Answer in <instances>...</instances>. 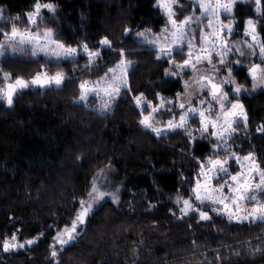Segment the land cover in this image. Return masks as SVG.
Listing matches in <instances>:
<instances>
[{
	"label": "trees",
	"instance_id": "1",
	"mask_svg": "<svg viewBox=\"0 0 264 264\" xmlns=\"http://www.w3.org/2000/svg\"><path fill=\"white\" fill-rule=\"evenodd\" d=\"M155 1L52 0L56 11L44 10L37 25L52 28L55 39L72 46L87 43L101 53L91 66L83 56L50 64L66 73L60 86L23 90L11 106L0 100V238L17 230L20 242L40 236L31 248L5 252L0 246V264H264V223L181 215L173 200L178 192L188 193L211 144L192 141L185 131L155 136L139 122L141 111L132 97L143 93L156 103L157 94L172 98L182 88L179 76L165 75L168 58L158 60L156 50L134 37L164 24ZM34 3L0 0V29L10 30L16 17L17 26L26 24ZM251 4L234 6V29L241 34L245 20L256 19L264 40V14ZM105 36L111 48L100 47ZM120 48L133 63L130 95L122 92L109 114H98L77 102L79 84L116 63ZM43 63L6 56L0 69L28 79ZM236 76L249 85L243 69ZM3 83L0 76V87ZM241 100L247 126L245 121L235 125L231 147L241 155L253 152L264 167V132L257 131L264 125V91ZM107 165L122 185L119 203L102 204L80 226L74 243L64 249L57 244L53 258L57 227L71 223L94 175Z\"/></svg>",
	"mask_w": 264,
	"mask_h": 264
},
{
	"label": "snow or ice",
	"instance_id": "2",
	"mask_svg": "<svg viewBox=\"0 0 264 264\" xmlns=\"http://www.w3.org/2000/svg\"><path fill=\"white\" fill-rule=\"evenodd\" d=\"M193 2L198 4L199 11L202 14L201 19L204 15L210 17L206 28L211 29V31H206L205 26L201 25L199 44L196 43L197 37L195 35L186 40L188 26L192 23V16L186 15L182 20L177 18L174 5L179 3V0H156V6L167 16L168 23L161 29V33L155 34L152 39H148L146 35L147 32H151V29L146 30V32H139L137 36L145 38L144 42L156 50V58L158 60L164 57L168 58L169 67L164 69L165 75L179 76L185 69H191L194 73L191 83L189 80L183 81L187 96L189 98L192 96V92L188 90L193 85L196 86L197 90L207 88L209 90L208 95L211 96L212 101L219 104V110H215L211 101L207 102L208 106L205 108L202 107L206 103L205 100H200L199 104L201 106L198 107L193 105L191 100L188 99L177 104V107L181 109L179 119L174 114L163 127H157L153 123V117L160 108L165 106L164 99L161 97V103L158 105H153L151 100H147V106L151 108V111L147 112L146 115L143 111L146 100L144 94L140 93L134 96L133 100L137 108L141 109L140 124L157 135H160L164 130L183 129L186 134H189L190 139H195L191 133L199 131L201 135L210 134L216 138L218 143L211 145L213 150L222 148L227 151L231 147L227 143V138L237 131L234 125L238 124L240 117L244 118L245 126H247V113L243 103L239 99L230 100V93L224 90V85L226 84L234 85L231 91L236 94L246 90L245 86L240 84L234 75L236 69L226 63L233 49L224 32L226 29L231 34L233 25L231 22L225 24L220 20L221 11L231 13L236 0H193ZM56 8L57 5L52 0H47V2L35 0L33 10L26 13L28 24L37 25L41 23L44 19V10L54 13ZM255 11L258 14H264V0H255ZM0 19H2V16H0ZM16 19H19V17L13 18L14 22L11 24L10 30L0 29V35L3 36V39H0V56L5 55L9 50L13 54H23L30 48L32 57H38L43 54L47 63H59L61 60L74 59L80 52H83L88 58L87 66H91L100 56L101 49L90 48L87 43L74 47L55 39L56 33L52 28H45L43 32L39 29L32 31L31 27L21 30L15 23ZM168 24L172 28L170 36L163 35L168 32ZM217 24L219 25L218 27ZM125 32H130V29L126 28ZM244 34L251 38V43L247 40L244 41V44L252 50L251 55L256 56V49L258 48L259 57L262 61L261 63L252 62L247 68V76L251 78L252 88L255 90L257 87L264 86V40L258 38L257 25L252 19H248L245 22ZM162 35L163 39H161ZM99 43L102 46L112 47V41L106 36L102 37ZM185 43L187 46L186 52ZM115 51L118 52L120 59L113 67L108 69L105 77L94 83L88 80H81L78 100L86 101L90 94L95 93L99 96L103 93L108 97L103 103V108L107 109L112 98L119 95L122 88L128 87L129 68L132 62L126 59V49L120 48ZM235 51L239 52L240 56L245 55L238 42ZM177 55L186 58L176 60L175 56ZM214 56L217 58L215 61ZM205 61L212 65L213 72L226 71L227 75L217 82L211 73L201 74L197 69V65ZM217 64L220 67H217ZM234 64L241 65L242 61L238 59ZM173 67L177 71H172ZM109 73H111V79H105ZM0 76L5 82L4 86L0 87V100L11 106L15 94L19 90L28 87L60 86L65 81L66 73L62 69L54 73L49 72L46 65L42 64L39 70L28 79L23 76H15L13 78L12 73L4 72L2 69H0ZM177 95L180 96L181 94L178 93ZM157 96L159 97L160 94H157ZM186 103L188 107L185 110ZM228 103L231 104V107H227ZM172 111L173 109H168V112ZM213 111H215V116L212 115ZM197 115L199 117V129L188 128L189 120L194 119ZM257 131L264 132V125L258 127ZM230 158L235 159L240 171L230 173L228 167ZM103 171L101 169V172ZM220 173L227 175L228 179L213 185V179ZM225 189H227L226 192ZM191 191L195 201L198 203H194L191 198L183 199L184 206L180 211L185 215L195 211L199 214L200 219H210L209 212L201 207L205 201H210L213 204L222 205V207L213 208L212 211L217 214H226L229 220L264 221V200L258 198V195L264 196V167L257 162L253 152H248L243 156L236 152H230L228 156L224 157L219 155L206 157L200 163L199 173ZM108 195H111L114 201L118 199L115 193H106L101 190L94 180L91 184V190L87 193L88 199L82 198L78 201L80 207L73 216L71 223L64 224L63 228L57 227L56 235L52 237L53 242L50 245L53 258L58 256L56 245L58 244L60 249L70 245L79 235L80 226L87 223L90 215L94 213L97 206ZM180 200L181 197L178 196L177 203ZM18 232L19 230L13 232L11 236L0 238L2 240L0 246H2L3 251L7 252L23 248L25 245L33 244L37 239V237H33L20 242L18 240ZM256 250L259 249L254 251Z\"/></svg>",
	"mask_w": 264,
	"mask_h": 264
},
{
	"label": "rangeland",
	"instance_id": "3",
	"mask_svg": "<svg viewBox=\"0 0 264 264\" xmlns=\"http://www.w3.org/2000/svg\"><path fill=\"white\" fill-rule=\"evenodd\" d=\"M182 1H183V3H182ZM246 1L247 0H236L235 4L233 5V10H232L231 13H226V12H224L222 10L221 11V14H220V20L221 21H223L225 24L231 22L232 25H233V30H232V33L231 34H229L226 29H225V32H224L225 37L229 40L230 46L233 49V51L230 53L229 58L226 61V63L228 65L233 66L236 69V71L234 72V75L235 76H236V73L238 72L239 69H243L244 72H245L246 77L249 80V85H245L243 83H240L239 80H238V77L236 76L237 81L240 84L244 85L245 86V89H246L245 91H243L240 94H236V93H233L231 91L232 88L234 87V85H231V84L224 85V90L225 91H228L230 93V97H229L230 100L239 99L241 103H243L242 100H241L243 97H245V96L248 97V96H250L252 94H256V93H259V92L264 91V86L257 87L255 90H253V88H252V80H251V78L249 76H247V68L250 66V64L252 62H256V63H261L262 62L261 59H260V57H259V49L258 48L256 49L257 55L256 56H252L251 55L252 50L249 49L246 44H244V41L245 40H247L249 43H251V38L249 36H245L244 30L242 31L241 34H238L236 32V30L234 29L235 21H236V19L234 17V6L236 4L244 3ZM250 2L252 3L251 6L255 10V0H250ZM155 6H156V1H155ZM156 7L160 10V12H161V14H162V16L164 18V24L162 25V27L160 28V30L157 31V32H153V31L147 32L146 35H147V38L148 39H152L155 34H160L161 33V29L168 23L167 16L161 11V9L158 6H156ZM174 9L176 11V16H177V18L179 20H182L184 18V16H186V15L192 16V23L188 26L186 40L189 39V38H191L193 35H195L197 37L196 43L199 44V33H200V30H201V25H204L205 26V30L206 31H211V29H207L206 28V25L208 23V19L210 17L207 16V15H204L202 17V19H201L202 14L199 11L198 4L194 3L193 0H179V3H177V4L174 5ZM0 16H2L1 11H0ZM248 19H252V18H247L245 20V22ZM252 20L257 25L256 19H252ZM0 21H1V19H0ZM27 21H28V17H27ZM218 26L219 25L217 24V27ZM18 27L21 30H24L25 28L31 27V30L32 31H36L37 29H39L41 32H43V29L46 28V27H41L39 25H29L28 22H26V24H24L22 26H18ZM244 28H245V23H244ZM171 31H172L171 25L168 24V32L167 33H164L163 35L170 36L171 35ZM139 32H146V30H144V31H138V32H136L134 34V37L137 39V41H139L141 44L147 46L148 48L155 50L148 43L144 42V39L145 38L138 37L137 36V33H139ZM163 35L161 36V39H163ZM258 38H259V36H258ZM0 39H3V36L2 35H0ZM237 42L239 43V46H240L241 50L245 53L244 56H240L239 52L235 51V49L237 47ZM74 47H76V46H74ZM100 47L103 48V49H108L109 48L107 46H102L101 44H100ZM186 51H187V46H186V43H185V52ZM6 56H23V57L30 58L32 60H43L44 61L43 64L46 65V67H47V69H48L49 72L54 73L57 70H61V69L51 70L50 64H52V63L53 64L54 63L56 64V62L47 63L46 62V58L43 56V54H40L38 57H32L31 56V49L30 48L28 49V51L26 53H23V54H20V53L13 54L9 50V51L6 52L5 55L0 56V61L2 59H4ZM80 56L87 57L86 55H84L83 52H80V54L77 55L74 59H77ZM183 58H186V57H183ZM74 59H70V60H74ZM126 59H128V58L126 57ZM215 59H217V58L214 56V61H215ZM238 59L242 61V64L241 65H235L234 64V62L236 60H238ZM70 60H61L59 63L64 62V61H70ZM115 64L116 63H114L111 67H113ZM132 65H133V63H132ZM132 65L129 68V71L131 70ZM216 66L217 67H220L219 64H217ZM111 67H108L106 70H104V72H101L100 75H97V76H94V77H88V78H85L83 80H88V81H91V82L94 83V82L100 80V78L105 77V73ZM197 69L199 70V72L201 74H209V73H211L212 77L215 80H217V82H219L223 76L227 75L226 71H221L220 73L213 72L212 71V65L208 64L206 61L203 62V63H201V64H198L197 65ZM174 71H177V69H175ZM96 73H97V71H96ZM193 75H194V73L192 72L191 69H185L184 72H182L179 75V78H180V81H181V86H182L181 91L179 92V94H181L180 96L177 95L178 93L174 97H172V98H167V97L159 96L156 103H153L152 102L153 105L160 104L161 103V97L165 101V106L162 107V108H160L159 111L154 114L153 123H154L155 126H157V127H163V125L167 123L168 119H170L171 116L174 115V114L176 115V118L179 119V113H180L181 109H179L177 107V104L180 103V102L187 101L188 99L191 100V103L193 105L198 106V107L201 106L199 104V101L200 100H205L206 103L202 106V107H205V108L208 106V103L207 102L208 101H211L214 104L215 110L216 111L219 110V104L216 103L215 101H212L211 96L208 95V91L209 90L207 88L206 89H203V90H197L196 89V86L193 85L192 88H190L188 90V91H191L192 92V96L190 98L187 96V92L185 90L183 81L184 80H189V82L191 83V78L193 77ZM170 76H172V75H170ZM105 79H109L110 80L111 79V73H109L108 77H106ZM4 83L2 84L1 87L4 86ZM50 87H56V85H52ZM30 88H32V87H28V88L19 90L15 94V96L18 95L23 90H27V89H30ZM45 88H49V87H45ZM45 88H42V89H45ZM122 92H127L130 95L129 84H128V87L121 89V92H120L119 95L114 96L112 98V100H111V102L109 104V107L107 109H104L103 108V103H104L105 100L108 99V97L105 96L103 93H101L99 96H97L95 93L90 94L89 97H88V99L86 101L77 100V102L85 105L87 108L91 109L92 111H94V112H96L98 114H109L112 111V109L115 106V104L117 103V101L121 98V93ZM132 99H133V97H132ZM147 100H149V99L146 98V100L144 102L145 103V107L143 109V110H146V113H144L145 115L147 114V112L151 111V108L149 106H147V103H146ZM133 102H134V100H133ZM134 104H135V102H134ZM187 107H188V104L186 103L185 110L187 109ZM227 107H231V104L228 103L227 104ZM136 108H137V106H136ZM168 109H173V111L172 112H168ZM137 110H138V112L141 111L140 108H137ZM212 115L215 116V111H213ZM195 119L197 120V122H194ZM243 122H244V118L243 117H240L238 123H243ZM197 124H198V126H197ZM141 126L143 128H145L143 125H141ZM187 127L188 128H192V129H199V117H198V115L194 119H190L189 120V123H188ZM145 129H147L150 133L154 134L155 136H161V135L168 134V133H172V132L175 133L177 131H184L183 129H177V130H174V131L164 130V131L161 132L160 135H157L156 133L152 132L150 129H148V128H145ZM236 132H234L230 137L227 138V143L228 144L231 145V138L235 135ZM191 135L194 136L195 139H203V140L209 142V144H211V145L213 143H218V141L216 140V138L215 137H212L210 134L201 135L199 131H193L191 133ZM195 139H192V141H194ZM219 143H222V142H219ZM230 152L239 153V152H237L232 147H230L227 151L223 150L222 148L219 149V150H213L211 148V152L206 157H208V156H216V155H219L221 157H224V156H228ZM244 155H246V154H244ZM241 156H243V155H241ZM228 167H229L230 173H232L234 171H240L239 165L236 163V161H235L234 158H230L229 159ZM101 169H103L104 171L101 172ZM101 169L94 175V177H93V179L91 181V184L95 180L96 184L101 188V190L105 191L106 193H115L117 195L118 199L114 201L112 199L111 195L106 196L105 199L101 202V204L97 206V208L95 209V211L102 204H104L106 202H110V203L115 204V205L118 204L119 201H120L121 192H122V185L120 184V181L118 180V177H117V174H116V170L112 166H109V165L104 166ZM196 179H197V177L195 178V180H194V182H193V184H192L191 187H189V188L187 187L188 193L178 192L174 196V198H173V200L177 203V197L178 196L181 197L180 202L177 203L178 204V207H179L178 208V211H179V213L181 215H185V214L181 213V211H180V209L183 208V206H184L183 205V199L191 198L194 203H198V202L195 201L194 195L192 194V191H191L192 188H193V186L195 185ZM227 179H228V176L227 175H225L223 173H220V174H218L213 179L212 184L213 185H216V184H219V183H221V182H223L224 180H227ZM257 179H258V177H257ZM90 190H91V185H90V189L88 190V192ZM226 191H227V189H225V192ZM258 198L261 199V200H264V196H259L258 195ZM83 199H85V200L88 199L87 194L85 195V197ZM79 207H80V205H79ZM201 207L203 208V210L209 212L210 217H211L210 219H212L213 216H221L222 218L227 219L230 222H236V223H242V222H252V223L260 222V223H264V221L229 220V218H228V216L226 214H217L215 211H212L213 208H219V207H222V205L213 204L210 201H205L204 204L201 205ZM189 213L190 214L191 213H195L196 216L199 217V214L197 212H195V211H192V212H189ZM210 219H208V220H210ZM36 237H37V239L35 240V242L33 244L25 245V247H23V248H17L16 250H23V249H26V248H31L32 246H34L38 242V240L40 238V236H36ZM75 241H76V239L72 243H74ZM56 248L58 250V246L57 245H56Z\"/></svg>",
	"mask_w": 264,
	"mask_h": 264
},
{
	"label": "water",
	"instance_id": "4",
	"mask_svg": "<svg viewBox=\"0 0 264 264\" xmlns=\"http://www.w3.org/2000/svg\"><path fill=\"white\" fill-rule=\"evenodd\" d=\"M34 88H45V87H34Z\"/></svg>",
	"mask_w": 264,
	"mask_h": 264
}]
</instances>
